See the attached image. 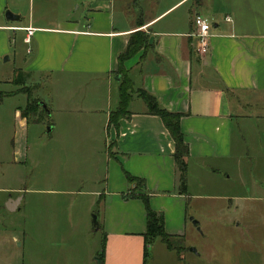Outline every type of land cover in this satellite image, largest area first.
<instances>
[{"label": "crops", "instance_id": "0c3cea01", "mask_svg": "<svg viewBox=\"0 0 264 264\" xmlns=\"http://www.w3.org/2000/svg\"><path fill=\"white\" fill-rule=\"evenodd\" d=\"M143 1L132 3L130 12L127 0H0V93L9 94L0 103V208L9 211L7 206L19 201L9 212L28 218L32 195L63 192L55 187L63 181L86 186V192L75 194L88 196L91 210L97 207V231L105 236L103 264H144L146 211L135 195L147 194L150 208L164 217L166 234L184 240L193 227L204 238H216V245L222 229L233 224L229 234L236 233L242 223L224 219L230 211L218 210L202 224L188 215L190 204L255 200L200 192H223L233 176L246 187L247 175L264 167V0ZM8 11L19 19L7 21ZM196 16L211 24L207 54L199 51ZM139 31L147 33L151 49L134 55L124 68L136 88L181 115L189 148L185 193L180 192L174 142L141 99L131 101L130 116L117 128L109 124L119 103L118 58ZM18 71L23 86L12 83ZM41 78L51 86L47 107L57 123L49 140L40 115L32 126L21 106L9 110L4 122L6 102L23 95L27 81ZM27 102L28 97L24 106ZM126 174L143 180L145 191L133 192ZM48 182L54 186L47 187ZM221 218L227 226L219 225ZM28 233L22 232L32 237ZM10 237L0 230V264L17 259L9 243L22 244L17 235ZM248 248L238 256L254 253L261 261L256 264H264V247L256 253ZM194 250L199 264H220L223 256L220 247Z\"/></svg>", "mask_w": 264, "mask_h": 264}, {"label": "rangeland", "instance_id": "374dc122", "mask_svg": "<svg viewBox=\"0 0 264 264\" xmlns=\"http://www.w3.org/2000/svg\"><path fill=\"white\" fill-rule=\"evenodd\" d=\"M137 2L138 5H143V0H127V4L131 7L129 11L135 9L132 3ZM131 15L130 17H133ZM147 34V33H146ZM140 53L144 56L149 53V48L141 50ZM114 96L117 94V83H113ZM7 90H13L15 88H6ZM51 86L46 78L41 80L27 81V85L21 88L22 93L25 95H17L9 99L6 104H9L3 113L5 114V121L9 116V110L12 111L14 106H21L22 111L24 109V100L27 95L31 99H40L45 106L50 107L49 95ZM116 90V92H115ZM139 88H136L132 83V100L139 98ZM41 107V106H40ZM47 107V108H48ZM40 118L43 122H40L44 127L43 133L47 140L50 139L53 132H49V129H53L54 122L51 113L40 109ZM1 112V111H0ZM1 118V113H0ZM35 117L30 116V124L34 125ZM98 151H104L103 144L99 147ZM104 166H102V171ZM259 173L255 175H247L248 185L242 187L237 181L236 176H233L234 183L228 188L223 189V192L207 191L204 196H237L252 198L250 202H236L230 205V202L222 199L218 200H200L193 201L188 208V215L193 214L198 218L200 223H204L209 219H213L212 215L215 211L224 210L230 211L229 214L223 218H237L236 221L242 223L240 230L229 234V230L222 229L219 232L221 239L217 241L216 238H204L203 234L198 229L193 231L192 225H189L191 230V236L185 238L180 243L179 240H172L174 248L177 250H168L167 247L157 239L149 249V256L146 264H199V261L191 254L192 249H199L206 247H220L223 251L221 262L223 264H243L244 260L251 263L261 262L256 259L254 253L251 255L244 253V246H248L251 253L254 251L262 250L264 247V167L259 168ZM32 173V171H31ZM34 174H38V170L33 171ZM44 173V172H43ZM28 175L30 172L28 171ZM48 177L47 174H44ZM50 180V179H48ZM255 183V188H252V184ZM54 186L53 183L48 182L47 187ZM63 186H55L56 190L63 192L46 193L41 195H32L31 197L35 201L34 207L29 208V212L26 211V218L23 213H12L5 211L3 206L0 208V230L8 233V236L17 235L21 246L11 242L9 243L10 249L7 244H4L5 250H10V255H17V259L9 262V264H103V260L98 259L101 252V243L103 235L101 231H97L93 226V218L97 217V207L94 210L90 209V199L88 196H79L75 193L79 191L86 192V186H66L65 182ZM49 189V188H45ZM82 189V190H81ZM101 189V188H100ZM65 191H72V195L66 194ZM197 193V192H196ZM238 204V205H236ZM102 207V206H101ZM99 210V208H98ZM102 210V208H101ZM29 213V214H28ZM193 217V216H192ZM191 218V217H190ZM188 218V222L190 220ZM221 218L219 225H226L227 221ZM202 219V221H201ZM232 220V219H231ZM227 226V225H226ZM249 226V229L247 228ZM29 232L32 237H24L22 232ZM231 232V231H230ZM28 233V234H29ZM10 237V238H11ZM223 237H225L223 239ZM223 239V240H222ZM2 240H0L1 242ZM1 248V245H0ZM240 249L244 251L239 254ZM215 264V262H214Z\"/></svg>", "mask_w": 264, "mask_h": 264}, {"label": "trees", "instance_id": "16d2710c", "mask_svg": "<svg viewBox=\"0 0 264 264\" xmlns=\"http://www.w3.org/2000/svg\"><path fill=\"white\" fill-rule=\"evenodd\" d=\"M151 49L148 45V35L145 32H136L131 35L126 49L120 54L118 58L119 69L117 75L119 76V103L117 108L110 113L109 124L118 127V123L121 119L128 118L130 116L129 105L132 101V81L128 77L124 68L125 62L131 59L134 55L139 53L141 50ZM24 75L18 71L12 81L14 85H24ZM26 94V93H25ZM8 93H0V103L8 96ZM139 98L143 101L146 113L149 115L157 116L161 119L165 128L169 132L175 146L174 161L179 174L180 192L185 193L186 191V180H187V158L189 156V148L185 143L184 135L180 127L181 115L177 113H171L162 108L155 97L151 96L143 90H139ZM26 107L22 111V117L30 121V116L36 117L40 113V99H31L29 95ZM48 109V108H47ZM126 178L130 185H134L133 192L137 190L145 191L144 181L131 177L126 174ZM135 198L140 199L145 207L146 211V232L144 237V264L147 262L149 256V249L152 244L160 239L161 242L167 247L168 250H177L173 246L172 240H179L180 243L184 240L179 237H173L166 234L164 229V217L162 214L154 212L149 205V197L147 194L135 195ZM105 253V236L103 235L101 243V252L99 254V260L102 261Z\"/></svg>", "mask_w": 264, "mask_h": 264}, {"label": "built area", "instance_id": "2783aa9c", "mask_svg": "<svg viewBox=\"0 0 264 264\" xmlns=\"http://www.w3.org/2000/svg\"><path fill=\"white\" fill-rule=\"evenodd\" d=\"M194 26L197 29V36L200 42L199 51L201 54H207L209 51L208 38L210 36L211 24L207 19H204L201 16H196L194 18ZM32 33L33 31L28 29L27 37H30Z\"/></svg>", "mask_w": 264, "mask_h": 264}, {"label": "water", "instance_id": "95a60500", "mask_svg": "<svg viewBox=\"0 0 264 264\" xmlns=\"http://www.w3.org/2000/svg\"><path fill=\"white\" fill-rule=\"evenodd\" d=\"M5 17H6V20H7V21H16V20L19 19L17 16L13 15V14H12L11 12H9V11L6 12ZM117 79L119 80L120 78L118 77ZM40 106H41L44 110L47 111V107L45 106L44 103H40ZM50 131H51V129H49V132H50ZM18 202H19V201L11 202V208H10V206H7L8 210H9V211L14 210L15 207L17 206ZM92 224H93V226L95 227L96 230L99 229L100 226H99V224H98L97 217H94V218H93V222H92ZM191 252H195V250L192 249ZM98 259H99V258H98Z\"/></svg>", "mask_w": 264, "mask_h": 264}]
</instances>
